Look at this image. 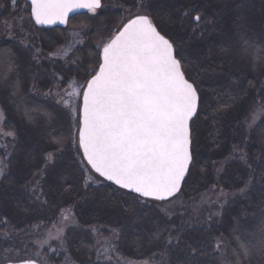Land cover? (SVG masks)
I'll return each instance as SVG.
<instances>
[{"label":"trees","instance_id":"16d2710c","mask_svg":"<svg viewBox=\"0 0 264 264\" xmlns=\"http://www.w3.org/2000/svg\"><path fill=\"white\" fill-rule=\"evenodd\" d=\"M115 1L125 6H131L133 3V0ZM168 1L174 0H157V3L166 5L169 4ZM17 3L19 6L28 7L25 0H17ZM10 4L11 0H0V9L2 7L6 14ZM178 6L182 8L180 14L187 10L189 15H182L181 20L176 19L179 25L173 26L175 37H170L185 57L184 67L187 66V69L198 76L197 79L191 77L196 82L201 97L195 125L198 121H203L209 131L207 130L206 136L203 137L205 144L204 148L201 147L202 152L195 147L196 164L186 178L181 192L164 202L138 199L137 195L120 190L105 181L104 184L85 187L86 163L81 156L78 159L68 143L72 138V121L53 101V97L48 95L54 86L65 87L72 79L85 83L88 73L97 63L96 45L118 29L120 12L107 8L108 12L100 11L94 16L89 12L73 15L67 27L85 26V42L72 51L66 61L53 56L65 42L64 29L35 28L39 34V47L43 51L39 57L34 55L29 47L20 45L14 39H7L4 27L0 24V77L7 74L5 79L0 80V108L5 114L6 128L16 133L15 145L11 147L9 156L10 162L7 160L6 174L0 181L1 254L10 247L20 253L19 258H26V254L34 250V237L26 236L32 228V223L40 221L39 223L45 222L49 226L61 217L62 209L71 208L78 225L67 229L70 257L74 258L76 264H107L106 261L95 258V242L89 235V230H86L87 227L99 224L100 217H96L87 207L95 192L112 197L113 203L120 205L121 214L129 217V223L134 225L133 230H129V226L127 229L118 221L120 240L116 253L123 259H148L157 264H220V251H216V244L221 241V246L225 244L227 260L230 264H235L233 250L242 255V245L250 247L254 245V237H261L260 230L264 227V116L249 131L244 129L240 119L248 116L250 111L253 116L256 109L264 104V0H251V30L247 29L246 33L259 55L250 50L249 57L245 59L249 64V67H246V75L250 76L243 79V88L240 89L242 99H237V94L223 87L217 79L218 64L227 59L234 47L237 54L247 55L240 51V41L234 34V28L230 24H220L218 27L211 16L210 5L204 8L201 23L213 21V26L210 23L203 30L202 41L209 42L211 47L208 52L203 51L208 63L198 67L199 62L186 53L185 46L188 44L181 24L186 26V31L195 28L196 23L192 17L201 10L196 7L193 11L192 5L185 10L187 5L184 3ZM155 8L152 12L159 17L168 11ZM28 30L32 34V29ZM222 36L229 38V42L222 41ZM197 45L203 44L198 42ZM254 59L257 61L256 66ZM228 72L222 77L230 76L233 79V73L230 72L229 75ZM186 74L188 75L187 70ZM17 80L19 91L13 96V85ZM239 100L241 103L239 102L237 111L236 104ZM202 115L204 116L201 117ZM219 115L223 117L222 120L218 119ZM28 127L33 131L31 139L38 147V150L37 147L30 149V153L27 152L25 144L28 140L25 135ZM35 134L39 137L35 138ZM60 140H65L63 154L46 165L47 152L54 151ZM233 146L247 154V163L241 160L239 153H233ZM219 159L224 160L225 164L218 178H214L213 170ZM16 172L19 177L13 175ZM41 172L39 183L44 195L36 200L28 190L31 187L29 182L34 181L36 176L38 178ZM250 176L252 185L246 193L240 194L237 190ZM24 177L26 178L23 179ZM62 177L67 179H61ZM212 186L215 189L214 194L222 189L236 194V197L222 207L216 202L211 205L198 204V195L195 194L205 190L213 192ZM17 187L18 190H15ZM191 194L195 196L192 198ZM177 199H181L183 203L178 213L168 215L161 210L171 206ZM108 216L105 222L116 217ZM116 219L118 220L117 217ZM173 226L180 230V242L177 243L174 239L172 244L168 245V230ZM249 231L251 235H246ZM5 234L7 236H4ZM171 236L176 237L177 233L173 231ZM138 240H142L141 248L138 246ZM193 248L197 250L195 257L191 255ZM61 257L54 256L53 264L59 262ZM243 264H264V256L252 250L251 258L244 259Z\"/></svg>","mask_w":264,"mask_h":264},{"label":"snow or ice","instance_id":"6c2138e0","mask_svg":"<svg viewBox=\"0 0 264 264\" xmlns=\"http://www.w3.org/2000/svg\"><path fill=\"white\" fill-rule=\"evenodd\" d=\"M11 4L15 11L17 0H11ZM103 7L102 0H30V17L40 25L57 22L66 24L69 13L74 10L87 9L95 15ZM145 7L142 0L136 3L137 12L127 18V22L118 27L106 41L97 45V63L80 90L75 92L79 103L75 108L74 134L68 143L78 154L82 152L83 160L91 170L113 182L119 189L138 194V199L150 198L164 202L181 192L191 169L195 167V147L198 144L195 121L199 116L201 97L196 82L186 74V61L182 52L151 15L140 11ZM192 10L195 11L196 6ZM183 15L188 16L189 12ZM202 19L203 14L200 12L192 17L196 23L194 32L200 30ZM3 23L9 32L13 31L12 23ZM203 23L210 24L213 21ZM233 23L234 34L240 41V51L248 54L254 50L258 56L259 51L254 49L244 24L239 21ZM256 63L254 59V66ZM6 75L0 80L5 79ZM18 91L19 80L13 85L12 95L15 96ZM64 104L71 107L67 101ZM256 112L264 114V104ZM3 120L4 112L0 110V121ZM255 123L256 115H253L248 128L251 129ZM0 136L14 140L16 133L14 130L0 132ZM64 144L65 140H60L54 151L47 152L46 165L63 154ZM233 153H239L241 160L247 163V154L242 149L233 146ZM5 160L10 162L8 155L0 160V177L6 174ZM248 167L251 168L250 165ZM217 171L219 173L223 169ZM252 182L250 176L237 191L246 193ZM29 183V192L39 200L44 195L42 186L39 181ZM61 216L62 221L69 220L63 209ZM168 231L167 244L171 245L174 239L179 243L180 230L173 226ZM173 231L177 233L176 237L171 236ZM260 231L262 235L256 244L250 247L242 245V255L233 250L235 264H243L253 249L264 256V227ZM63 237L64 229L61 227L56 229L55 234L49 230L47 238L37 243L42 248L50 240H57L63 247ZM119 240V229L113 230L112 237L106 241L108 246L103 250L97 249V259L103 258L107 264H112L113 257L109 253H116ZM221 244V241H217L216 251H221ZM49 248L56 251L50 244ZM36 255L39 256V252ZM191 255H197L195 248ZM19 264H37V261L24 259ZM115 264L132 262H122L117 257Z\"/></svg>","mask_w":264,"mask_h":264},{"label":"rangeland","instance_id":"374dc122","mask_svg":"<svg viewBox=\"0 0 264 264\" xmlns=\"http://www.w3.org/2000/svg\"><path fill=\"white\" fill-rule=\"evenodd\" d=\"M129 1H131V0H129ZM182 1H183L182 3L187 5V7H185V10L188 9L189 6L192 5V6H196L197 8H199L201 11H197V12H201V13H202V11L204 12V10H205L204 8H206L210 5L211 12H212L211 16H213L215 23L218 24V27H220V24L221 25L222 24L223 25L224 24L225 25L230 24L231 27L234 28L233 22L239 21V22H242L244 24L246 31H248L247 29L251 30V15H252L251 14V11H252L251 0H182ZM138 2H140V0H133V3L131 2L132 3L131 6H125V5L121 4L119 1L102 0L104 7L102 9H99L97 14L100 11H103V12L107 11L108 12L107 8H111V10L119 11L121 14L120 25H119V27H120V26H122L123 23L127 22V18H129L132 14L137 12L136 3H138ZM142 2L146 5V7L144 9H140V11L141 12H147V14H149V15H153V18L156 21V23L158 24V26L164 32H167L171 37H175L174 36L175 31L173 29V26H175L176 24L179 25L177 23L179 21L176 19L177 18L180 19L184 13L183 12L182 14H180V10H182V8H179V6H178V5L182 4L180 2V0H174L171 2L168 1L169 4L166 3V5H164V4L159 5V3H157V0H142ZM167 5L169 7H167ZM154 7H156L157 9L161 8V9H165V11H167V10L168 11L162 16L163 17L162 18V17L156 16L155 14H153L152 10L154 9ZM27 12H28V14H26ZM90 15L94 16V14H92V13H90ZM21 17L23 18L22 21L20 20ZM4 21H8L9 23L13 24V31L9 32L7 30V28L5 27V25L3 23ZM29 22L31 24H29ZM0 24L4 27V35L7 39H14L20 45H22L24 47H29L32 50V52L34 53V55H36V56L38 55L39 57H41V53L43 51L39 47V41H37L39 38V36H38L39 34L37 33L38 31L35 30L36 27L34 26L33 22L30 19L29 7H25L24 5L19 6L17 3L15 6V11H13V5L10 4L9 11H7L6 14L4 12V9L1 7V9H0ZM181 26H183L182 27L184 30L183 33L185 34V38H186V41L188 44L187 46H185V50H186L187 55L194 57V60L195 61L197 60L199 62L197 64L198 67H199V65H202L203 63L205 64V62L208 63V61L206 60L205 54L203 55V51L208 52L210 50L211 45L209 44V42L207 43L204 40L202 41L203 30H205L206 27H208V24L201 23L200 30L197 32L193 31L194 28L193 29L189 28V30L186 31V29H187L186 26L183 24H181ZM211 26H213V23L211 24ZM28 29H30V30L32 29V31H33L32 34L29 33L30 31ZM85 31H86V27L83 25L82 26L66 27L64 29L65 42L58 49V51L54 52L53 56L61 59L62 61H66L68 56L71 54V52L74 51L77 47L82 46V44L85 42ZM116 31H114L112 34H114ZM221 38H222L221 40L225 41V43H226V41L229 42V38H224L223 36ZM106 40H104V41H106ZM101 42L98 43L97 45L101 44ZM198 42L202 43L203 45L198 46L197 45ZM97 45H96V48L98 49ZM202 47L204 49H202ZM66 50H67V54H65ZM235 50H236V48L234 47V49H232L230 52L228 51L229 54L227 55V59L220 61V63L218 64L219 69L217 70V79L221 81V84L223 87H226V89L229 88V90H232L233 94H237L236 95V97H238L237 99H240L241 98L240 97V93H241L240 89L243 88V79L245 77L250 76L249 74L246 75V69H247L246 67H249V64L246 63V60H245L249 57V55L248 54L247 55L237 54L235 52ZM98 51H99V49H98ZM36 56H33L35 60L37 59ZM185 68L188 72V76L197 79L198 76H196V74L192 73L190 69H187V66H185ZM226 71L227 72L229 71L228 72L229 75H230V72L233 73V75H234L233 79L230 76L222 77ZM247 73H249V72H247ZM83 84L84 83H80V82L76 81L75 79H72L71 81L68 82L67 86L61 87V88H59V86H54V89L50 92L51 93L50 97L51 96L53 97L52 98L53 101L56 104H58L63 109V111L70 117V119L72 121V133H71L72 136L74 134V124H75V119H76L75 108L78 106V103H79V98L75 95V92L79 91L80 86ZM57 93H59L60 95H57ZM67 93H72V94L69 95ZM43 100H45V98H43ZM64 101H67L68 104L71 105V107H66L64 104ZM239 102H240V100L236 104V108H237L236 110L237 111H238L239 105H240ZM0 110H2V109L0 108ZM228 114H230V113H228ZM253 115H256V123L258 122V120L262 116H264V114L257 113L256 111ZM203 116L204 115H202L201 117H203ZM222 118L223 117L221 115H219L218 119L222 120ZM252 119H253V116H251V111L248 113V116L240 119V121L242 120L241 122L244 125V129L246 131L250 130L248 128V124L252 122ZM5 122H6V118H5V114H4V120L0 121V132L6 133L9 131H12V130H9L6 128L7 126H5ZM29 129H30V127H28L27 133L25 132L26 140L28 139L27 143H25V144L27 145V149H28L27 152L30 153V149H33V148L36 149L37 146L33 143L32 139H31L33 131L29 130ZM195 129H196L195 138L198 141V144L196 147L198 148V150L201 153L203 150L202 148H204V144H205L203 137L206 136V132H207V130L209 131V127L207 126V130H206L205 122L198 121L197 124L195 125ZM35 135H36L35 136V138H36L38 135L37 134H35ZM14 140L11 137L0 136V160H4L6 155L10 156L11 149H12L11 147H13L15 145ZM36 150H38V147ZM73 151L75 152V155L78 157V159H80V156H81V158L83 160L81 153L78 154L76 149H74V148H73ZM205 151H206V148H205ZM6 162H7V160H5V163ZM216 164L217 165H216L215 169L213 170V172H214L213 177L214 178H218V176L221 172L218 173L217 170L222 169L224 167L225 161L219 159V161ZM84 172L86 174L85 187L93 185V184H99V185L104 184V181L99 176H97L95 173H93L87 164H86V168H84ZM16 173L13 175L15 177L16 176L19 177V173L18 172H16ZM33 174L31 175V177L33 176ZM41 177H42V172L38 178H37V176L34 178V181H37V179L39 181V178H41ZM2 178H3V176L0 177V181ZM20 178H21V176H20ZM25 178L26 177H24L23 179H25ZM15 187H16V185H15ZM118 189H116V190L119 192ZM15 190H18V187ZM212 190H213V192H211V191L207 192V190H205L199 194H195V195H198L197 196L199 199L198 204L204 203L207 205L208 204L211 205L214 202H216V203H219L222 207V206H226V203L229 200H232L236 197V194L228 193L227 191H224L222 189H219L217 191V193L214 194L215 189L213 186H212ZM191 195H192L191 196L192 198H193V196H195L193 194H191ZM142 199H144V198H142ZM89 200H90V202L87 205V207L90 209L91 212L94 213V215L96 217H100V219L98 221V223H99L98 225H95L92 227H87V229H86V230H89V233H90L89 235L94 239L95 249H96L95 258L97 259V249L103 250V248L108 246L106 241L110 240V238L112 237L113 230L119 229L118 224L120 225V222L123 223L127 227V229L129 226V230H133L134 225L132 224V226H131V223H129V217H124L121 214L120 205L114 204L112 197H110L106 194H100L98 192H95ZM146 200H148V199H146ZM119 204H120V202H119ZM182 205H183V203H181V199H177L173 202V204L171 206L161 208V210L163 212L165 211V212L170 213V214L171 213L176 214L179 212V208ZM63 210H64L65 214H67L69 216V220H67V221H62V216H61L59 219H57V221L52 222L49 226H47V223H45V222L39 223L40 221L39 222L34 221L32 223V228L30 229V231L28 233H26L27 235L26 234L25 235L26 236L32 235L34 237V239H33L34 240L33 252L26 254L27 255L26 258H19L21 256L20 253L16 252L15 249H10V247H9L8 250L2 254L0 251V264H4L6 262L20 261V260H24V259H36V261H38L41 264H45V261H46V264H53L52 261L54 259V256L57 257L60 255L62 256L61 260L57 263H54V264H76L74 258L70 257L69 250L67 248L68 242H67L66 235H67V229L69 227H77L78 221H77L76 217L74 216L73 210L71 208H66ZM60 215H61V213H60ZM108 215L116 216L118 218V220L117 219L115 220V218H116L115 217V218L110 219L107 222H105V218L109 217ZM102 216H104V218ZM118 221H120V222L118 223ZM105 224H107V225H105ZM37 225H39V227H37ZM64 225H67V226L64 227ZM61 227H63V229H64L63 247L60 246L59 241L50 240L49 244L51 245V248L56 249L55 252L50 250L49 244H44L43 247L41 248L37 242L46 239L49 230H51L52 233L55 234L56 229L61 228ZM93 229H95V231H93ZM246 235H251V231H249ZM4 236H7V234H5ZM260 238L261 237H254V239H255L254 244H256ZM22 239H24V238L22 237ZM138 241H139L138 246H139V248H141L142 247V240H138ZM224 245L221 246L222 248H221V251L219 252V256L221 259L220 264H230L229 261L227 260L226 256H225L226 255V253H225L226 249H225ZM253 250L255 252H257L255 249H253ZM135 251H136V249H135ZM37 252H39V254H40L39 256L36 255ZM109 255H111L113 257V262H115L117 257H119V258H121L122 262L123 261H131L132 264H145V261H147V264H157L156 262L152 263V261H150L148 259H139V260H137V259L136 260L135 259H132V260L123 259L117 253H109ZM249 258H251V254H250ZM218 259H219V257H218ZM100 260L104 261L103 258H101Z\"/></svg>","mask_w":264,"mask_h":264},{"label":"water","instance_id":"95a60500","mask_svg":"<svg viewBox=\"0 0 264 264\" xmlns=\"http://www.w3.org/2000/svg\"><path fill=\"white\" fill-rule=\"evenodd\" d=\"M26 2L28 3L29 5V13H30V0H26ZM88 10L87 9H77V10H74L73 12L69 13V18L72 17L73 15H77V14H82V13H86ZM31 18V17H30ZM68 18V20H69ZM32 22L34 23V25L39 28V29H52V28H66L67 25H68V22L66 24H61L59 22H57L56 24H53V25H40V24H36L35 21H34V18H31ZM82 154V152H81ZM83 157V156H82ZM86 162V161H85ZM90 168V166H89ZM94 172V170H92ZM95 173V172H94ZM97 174L99 177H101L98 173H95ZM102 179H104L106 182L110 183V184H113L114 186H116L113 182L111 181H107L104 177H101ZM118 187V186H116ZM124 190V189H123ZM129 193H132V194H135L138 196V194L134 193V192H130L129 190H125ZM144 199H148V200H152L150 198H144ZM171 199V198H170ZM155 201V200H154ZM21 261V260H20ZM20 261H15V262H6L4 264H19ZM37 264H41L39 262H37Z\"/></svg>","mask_w":264,"mask_h":264}]
</instances>
